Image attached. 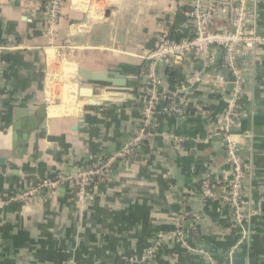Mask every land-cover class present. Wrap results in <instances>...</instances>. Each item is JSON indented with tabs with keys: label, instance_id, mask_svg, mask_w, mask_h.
I'll return each instance as SVG.
<instances>
[{
	"label": "crops",
	"instance_id": "0c3cea01",
	"mask_svg": "<svg viewBox=\"0 0 264 264\" xmlns=\"http://www.w3.org/2000/svg\"><path fill=\"white\" fill-rule=\"evenodd\" d=\"M188 10L189 0H65L50 41L37 2L0 0V44L26 47L0 53V264H264V45L243 71L240 120L231 132L246 173L245 226L201 189L211 177L223 194L232 174L222 139H208L223 126L234 82L220 51L204 72L226 78L219 92L191 81L202 71L191 54L169 73L159 64L163 88L181 94L186 114L160 112L130 160H117L82 189L66 185L22 198L44 180L96 167L129 145L143 126V56L162 36L191 37ZM258 11L264 38V0ZM61 46L73 48L66 59L58 56ZM82 69L134 79L115 88L85 80ZM43 106V125L24 140L14 129L21 111Z\"/></svg>",
	"mask_w": 264,
	"mask_h": 264
},
{
	"label": "built area",
	"instance_id": "2783aa9c",
	"mask_svg": "<svg viewBox=\"0 0 264 264\" xmlns=\"http://www.w3.org/2000/svg\"><path fill=\"white\" fill-rule=\"evenodd\" d=\"M39 4L46 16L45 35L50 40L56 39L57 28L62 18L65 0H32ZM261 0H189V10L186 12L191 37L174 41L167 35L162 36L155 48L143 56L147 62L146 88L144 92L145 107L140 132L132 138L129 145L117 156L108 158L98 166L79 171L76 175L59 174L54 178L44 180L37 188L27 192L22 198L35 195L41 189L57 190L60 187L78 186L84 188L95 178H104L111 166L117 161H127L134 156V149L139 145L149 129L155 128L157 115L164 112L167 115L184 117L186 105L178 91L171 92L163 88L158 75V66L173 68L191 54L196 62L202 64V71L192 74L193 83L211 86L217 92L227 84L226 78L217 74L214 78L207 77L204 72L216 64V51L222 53L225 67L233 75V89L228 98L222 116L220 131L209 135L208 139L221 138L228 153V163L231 165V178L226 181V192L218 194L216 184L211 177L201 181L202 195L205 200L220 199L222 203L231 206L234 211V221L243 227L249 221L242 203L245 167L238 155L236 142L232 139V129L240 120V100L243 96V71L254 62L257 52L264 45V38L258 33V6ZM26 47L16 43L0 44V53L21 51ZM58 56L65 58L73 52V48L59 47ZM67 58V57H66ZM65 58V59H66ZM183 140L175 138L176 143ZM156 247L150 248L140 263L150 260L156 252Z\"/></svg>",
	"mask_w": 264,
	"mask_h": 264
},
{
	"label": "water",
	"instance_id": "95a60500",
	"mask_svg": "<svg viewBox=\"0 0 264 264\" xmlns=\"http://www.w3.org/2000/svg\"><path fill=\"white\" fill-rule=\"evenodd\" d=\"M80 75L85 80H89L92 82H101L107 83L112 85L115 88H122L127 85V80H133L134 78L119 75V74H112V73H102V72H93L90 70L82 69L80 70ZM81 96L86 98L93 97V91L91 89H82L80 92ZM91 104L93 101H91ZM20 116H22V120L20 123L15 125V131H23L24 132V140L29 138V135L34 132L38 131L40 127L43 125L47 111L46 107H41L40 110L36 114H29L26 111H21ZM15 140H17V136H15ZM208 264L210 262L208 261Z\"/></svg>",
	"mask_w": 264,
	"mask_h": 264
},
{
	"label": "trees",
	"instance_id": "16d2710c",
	"mask_svg": "<svg viewBox=\"0 0 264 264\" xmlns=\"http://www.w3.org/2000/svg\"><path fill=\"white\" fill-rule=\"evenodd\" d=\"M170 71H172V68H168L167 73H169ZM123 264H131V263H126V262H122Z\"/></svg>",
	"mask_w": 264,
	"mask_h": 264
}]
</instances>
